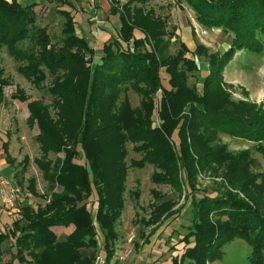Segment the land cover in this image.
<instances>
[{"label":"trees","instance_id":"16d2710c","mask_svg":"<svg viewBox=\"0 0 264 264\" xmlns=\"http://www.w3.org/2000/svg\"><path fill=\"white\" fill-rule=\"evenodd\" d=\"M184 1L197 24L231 34L221 53L207 52L201 44L191 53L203 55L207 63L200 92L187 84V73L197 69L195 59L185 55L188 49L181 41L168 53L173 34L166 30L164 16L143 7L145 0H108L118 28L111 40L102 41L97 57L87 39L76 32L68 11L60 10L65 20L60 45L54 46L47 29L34 25L35 2L0 0V49L4 47L18 63L16 71L35 88L41 87L45 71L51 76L49 103L27 101L18 86L10 94L26 101L25 123L36 126L39 156L33 162L47 193L38 194L45 198L42 206L21 205L10 229L0 231V259L1 242L11 235L10 264H90L94 255L88 247L95 245L96 233L93 219L103 231L108 259L116 236L113 224L123 205L125 143L129 142L140 153L130 166L152 165L156 170L150 174L151 182L167 184L179 195L188 188L183 193L191 211V223L182 236L186 245L170 264L212 262L233 237L250 246L251 264L263 263L264 170L253 172L249 150L229 153L217 142V133L253 142L257 151L264 152V108L247 99L232 100L221 81V70L235 49L261 51L264 0ZM161 69L168 89L161 84ZM2 74L0 66V103L3 87L10 84ZM128 88L139 96L136 107L125 95L119 100ZM174 131L177 144L171 138ZM1 148L9 160L7 143L1 142ZM78 148L85 164L76 162ZM26 161L23 156V169ZM206 171L220 175V189L196 196V176ZM33 186L29 179L28 189L37 193ZM151 193L154 199L144 224H151L153 231L178 206L172 208L175 201L163 198L158 190ZM90 194L95 198L93 215L85 203ZM68 224L72 229L56 240L50 227ZM189 236L191 244H187Z\"/></svg>","mask_w":264,"mask_h":264},{"label":"rangeland","instance_id":"374dc122","mask_svg":"<svg viewBox=\"0 0 264 264\" xmlns=\"http://www.w3.org/2000/svg\"><path fill=\"white\" fill-rule=\"evenodd\" d=\"M17 1L21 4L37 2L33 8L34 25L44 26L47 29L50 42L54 46L60 45V29L65 20L60 10L68 11L74 20L76 32L87 39L90 46L93 47L96 57L100 54L102 41L111 40L118 28L117 16L108 10V0ZM124 1L126 0H118L120 3ZM142 5L145 9L151 8L155 14L166 18V30L173 34L168 44V53H173L178 48L179 41L185 44L188 49L185 55L192 56L197 64L196 70L187 73V84L194 86L200 92L201 82L207 71V63L203 55L196 56L191 53L197 44L203 45L207 52L221 53L231 41L230 32H225L219 27L208 28L197 24L194 20L193 10L187 6L184 0H145ZM262 40L263 46L260 52H252L244 48L235 49L232 57L221 70V81L232 100L247 99L264 108V38ZM23 44L25 42H21V45ZM17 65L18 63L2 47L0 49V66L3 70L2 75L9 79L10 84L3 87V100L0 103V189L8 184L16 188V192L12 205L0 202V231L10 229V221L19 216L21 205L29 203L32 207L37 204L42 206L45 198L38 194L47 193L46 183L33 162V159L39 156L34 138L37 132L36 126L29 127L25 123L26 101L12 99L10 94L18 86L27 95V101L40 99L44 103H49L51 97L47 89L51 76L45 71V79L41 82V87L35 88L16 71ZM160 71L161 84L168 89L167 76L162 69ZM123 95L127 97L131 107L138 105L139 96L131 89L121 91L119 100ZM155 95H159L158 89ZM152 119L156 123V117H152ZM171 138L177 144L178 139L175 131ZM217 139V142L223 144L231 154H236L247 148L253 159L251 170L255 173L264 170V152L257 151L253 142L224 133H217ZM1 142L7 143L9 160L2 152ZM125 148L124 162L127 167L122 192L123 205L113 224L116 236L112 241V254L108 259L105 258L103 231L94 219L95 245L88 249L93 253V258L96 254L104 256V264H170V258L173 255H178L186 245L182 236L191 223V211L189 200L183 197V193L188 188L184 187L179 195L167 184L152 183L150 174L156 169L150 164H144L141 167L130 166V160H138L140 153L133 151L132 144L129 142L125 143ZM78 151L76 162L85 164L79 148ZM23 156L27 157L24 169L22 168ZM50 156L52 157V155ZM179 177L182 179L183 175L179 174ZM29 179L33 180V187L37 193H32L28 189ZM220 180V175L213 177L208 171L197 174L195 187L198 191L195 192V195L200 196L203 193L213 195L216 190L220 189L218 186ZM151 189L158 190L163 198H172L175 201L172 208L178 206L177 209L174 208L172 215L162 220L153 231L149 230L151 224H144L151 209L150 204L154 199ZM85 203L93 215L94 196L90 194L85 199ZM50 228L56 240H59L63 239L65 234L72 229V224L52 225ZM143 236H147L146 239ZM12 243L11 235L2 240L1 264H10V251H14ZM191 243L192 236H189L187 244ZM222 250L220 258L212 262L206 260L205 264H251L248 258L250 246L242 238L233 237L222 245ZM25 255L27 257V254ZM13 261L17 262L16 259ZM262 264H264V253Z\"/></svg>","mask_w":264,"mask_h":264},{"label":"built area","instance_id":"2783aa9c","mask_svg":"<svg viewBox=\"0 0 264 264\" xmlns=\"http://www.w3.org/2000/svg\"><path fill=\"white\" fill-rule=\"evenodd\" d=\"M7 187V188H5ZM3 189H0V202L5 203L7 205L13 204L14 193L16 192V188L11 187L10 185L6 184ZM104 256L100 254H96L93 258L91 264H104Z\"/></svg>","mask_w":264,"mask_h":264},{"label":"crops","instance_id":"0c3cea01","mask_svg":"<svg viewBox=\"0 0 264 264\" xmlns=\"http://www.w3.org/2000/svg\"><path fill=\"white\" fill-rule=\"evenodd\" d=\"M98 1H101V0H98ZM35 3H37V2H35ZM116 15V14H115ZM117 16V15H116ZM220 29V28H219ZM207 72V71H206Z\"/></svg>","mask_w":264,"mask_h":264}]
</instances>
